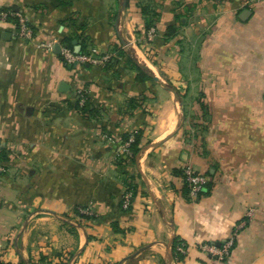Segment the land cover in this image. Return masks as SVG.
Listing matches in <instances>:
<instances>
[{"label":"crops","instance_id":"1","mask_svg":"<svg viewBox=\"0 0 264 264\" xmlns=\"http://www.w3.org/2000/svg\"><path fill=\"white\" fill-rule=\"evenodd\" d=\"M0 9L34 29L0 22L2 260L264 264V0ZM43 42L111 56L68 63ZM186 168L206 178L196 196ZM231 237L225 258L203 247Z\"/></svg>","mask_w":264,"mask_h":264},{"label":"built area","instance_id":"2","mask_svg":"<svg viewBox=\"0 0 264 264\" xmlns=\"http://www.w3.org/2000/svg\"><path fill=\"white\" fill-rule=\"evenodd\" d=\"M9 15H14L18 18V21L15 22L17 36L23 39H31L34 37V29L29 24L27 18L20 13H15L4 9H0V22L2 23L10 22V20L8 19ZM153 32L154 31L152 30L149 33V38H152ZM57 44L60 45V50L58 51L59 54L68 63H87V62L97 63L99 61L106 62L107 60H109L111 56L110 54H104L103 56L98 58L93 55V52L92 53L75 52L68 46L56 42H48V43L43 42L41 43V46L54 49ZM0 170H3L1 164H0ZM185 173L189 185L191 187V193L192 195L196 196L199 193V191L202 189L203 185L206 183V178L203 175L194 173L191 170V168H186ZM82 212H86V210H82ZM249 213H250L249 215H251L252 210H250ZM233 243H234V237H231L223 244L222 247H216L214 245H209V244H205L203 247L208 251H211L216 255H218L219 258H225V256L228 255ZM179 250L184 252L183 246H179Z\"/></svg>","mask_w":264,"mask_h":264},{"label":"trees","instance_id":"3","mask_svg":"<svg viewBox=\"0 0 264 264\" xmlns=\"http://www.w3.org/2000/svg\"><path fill=\"white\" fill-rule=\"evenodd\" d=\"M4 10H6V9H4ZM7 11H11V12H13L12 10H7ZM8 19L10 20V21H14V22H17L18 21V18L16 17V16H14V15H9L8 16ZM68 43H70V39L69 38H67V39H65ZM71 47V46H70ZM82 53H88V51H87V49H86V47H84L83 49H82V51H81ZM142 78L144 79V76H142ZM137 150V149H136ZM0 264H22V263H12V262H8V261H4V260H2L1 258H0Z\"/></svg>","mask_w":264,"mask_h":264},{"label":"water","instance_id":"4","mask_svg":"<svg viewBox=\"0 0 264 264\" xmlns=\"http://www.w3.org/2000/svg\"><path fill=\"white\" fill-rule=\"evenodd\" d=\"M126 5V1L124 2V4H123V6H125ZM57 52L60 50V45L59 44H57L56 46H55V48H54ZM76 51L75 52H79V50H80V46L79 45H77L76 46ZM63 86H65V84H63Z\"/></svg>","mask_w":264,"mask_h":264},{"label":"bare ground","instance_id":"5","mask_svg":"<svg viewBox=\"0 0 264 264\" xmlns=\"http://www.w3.org/2000/svg\"><path fill=\"white\" fill-rule=\"evenodd\" d=\"M137 53V52H136ZM139 56H141V55H139Z\"/></svg>","mask_w":264,"mask_h":264}]
</instances>
